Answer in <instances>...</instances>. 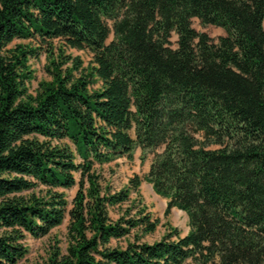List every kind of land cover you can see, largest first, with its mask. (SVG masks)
<instances>
[{"label": "trees", "instance_id": "16d2710c", "mask_svg": "<svg viewBox=\"0 0 264 264\" xmlns=\"http://www.w3.org/2000/svg\"><path fill=\"white\" fill-rule=\"evenodd\" d=\"M194 17L225 34L214 41ZM28 39L39 45H11ZM55 39L89 51L90 66L63 48L56 61ZM43 45L51 79L32 94L28 62ZM137 146L162 150L111 190L96 166ZM143 180L189 230L112 246L156 229L141 201L130 213ZM75 185L67 209L58 189ZM66 214L65 252L35 264H264V0H0V264Z\"/></svg>", "mask_w": 264, "mask_h": 264}, {"label": "rangeland", "instance_id": "374dc122", "mask_svg": "<svg viewBox=\"0 0 264 264\" xmlns=\"http://www.w3.org/2000/svg\"><path fill=\"white\" fill-rule=\"evenodd\" d=\"M192 26L201 32L207 33L214 41H217L218 37L225 34V31L218 26L214 25H203L200 23L199 19L194 17L192 18ZM113 37V33L110 34L108 41H110ZM177 36L172 34L171 41L172 46H175V40ZM31 42V43H30ZM17 43H30L38 46L33 40H15L12 42V46ZM53 45V58L57 61V55L60 52V48H63L64 55H71L72 57H79L82 61V68L90 66V62L92 59V54L87 50H77L74 48L64 47L62 45V41L55 39L52 43ZM48 46L43 45L39 50L40 53L36 57H30L29 65L33 70V76L28 82L29 92L35 94L39 82L42 80H49L51 77L48 74L46 66L48 65L50 55L48 50H46ZM67 65H70V62L67 64H63L61 66L62 69H65ZM100 86V82L97 81L92 85V88H98ZM133 135V130L130 132ZM71 145L73 148V144L68 140H64ZM161 148L156 149V152L147 150L144 154L139 147H136L133 151V159L128 160L125 157H120L108 164H104L102 167L96 166V169L99 170L103 177V184H107L111 190H118L124 187L128 179L134 174L143 177L144 174L148 171L149 166L154 158L156 153L161 152ZM76 161H81V158L76 154ZM75 178L78 181L80 178L79 173H75ZM77 185L69 188V189H58L59 191H63L65 197L68 201L67 209L72 207V200L77 191ZM139 197L136 199L137 207L131 209L130 213L133 214L139 208V203L142 202L146 206V211L150 212L154 219H158L159 222L156 226V229L153 233H141L140 230L132 229L131 232L120 239H112V246L124 247L127 242L135 241H145V242H153L155 240L160 239L166 231L170 229V227H175L180 232L181 235H184L188 232V218L187 215L177 209H171L168 215H165V208L167 200L163 197L157 195L152 188V185L146 181H142L139 188ZM135 198V194L132 193L130 195L129 200H133ZM131 205L130 201L123 203L121 206L111 207L109 209V216L112 220H115L122 213V210ZM69 224V215L66 214L65 219L62 224L53 228L49 234L42 237H32L27 234L24 239V245L27 248V252L23 258H21L16 264H35L37 262H41L48 256L49 251L52 246L57 245L62 252H65L67 246V229ZM184 264H193L191 260H187Z\"/></svg>", "mask_w": 264, "mask_h": 264}, {"label": "crops", "instance_id": "0c3cea01", "mask_svg": "<svg viewBox=\"0 0 264 264\" xmlns=\"http://www.w3.org/2000/svg\"><path fill=\"white\" fill-rule=\"evenodd\" d=\"M138 147V146H137ZM140 148V147H139ZM141 149V148H140ZM165 199V198H164ZM165 200H167V199H165ZM174 209H177L176 207H173ZM172 208V209H173ZM177 210H179V209H177ZM179 211H181V212H183V213H185L184 211H182V210H179ZM186 214V213H185Z\"/></svg>", "mask_w": 264, "mask_h": 264}]
</instances>
